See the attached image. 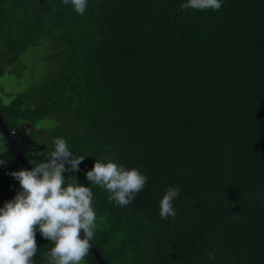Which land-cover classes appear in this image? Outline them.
Wrapping results in <instances>:
<instances>
[{"label":"trees","instance_id":"16d2710c","mask_svg":"<svg viewBox=\"0 0 264 264\" xmlns=\"http://www.w3.org/2000/svg\"><path fill=\"white\" fill-rule=\"evenodd\" d=\"M186 2L88 0L80 15L62 0H0V79L31 48L47 63L38 83L0 91L1 119L31 168L55 138L85 157L63 175L93 192L105 264H264V0ZM0 152L3 207L20 190L9 173L26 168L1 129ZM99 159L148 177L132 204L87 180ZM177 186L176 216L161 219ZM36 243L34 264H48L53 243L39 231ZM81 264L99 262L90 251Z\"/></svg>","mask_w":264,"mask_h":264},{"label":"clouds","instance_id":"9594fccd","mask_svg":"<svg viewBox=\"0 0 264 264\" xmlns=\"http://www.w3.org/2000/svg\"><path fill=\"white\" fill-rule=\"evenodd\" d=\"M71 3L77 14L83 15L88 0H62ZM222 0H187L180 8L188 10H219ZM10 135L12 131L10 130ZM54 148L42 162L29 161L31 170L20 169L9 173L19 182L20 190L14 198L0 207V264H34L37 254L36 233L53 243L44 255L48 264H81L89 254L94 236L96 212L92 207L93 192L89 186L78 183L75 175L65 179L63 173L78 172L83 155H74L63 138L53 140ZM3 153L0 152V157ZM0 158V166L6 164ZM91 185L107 193L108 202L120 207L132 204L144 189L148 177L136 168L103 159L96 160L86 172ZM180 187H169L159 207L161 219L175 218L173 201ZM238 218L237 215H233ZM81 230L84 238H81ZM215 260V253H207Z\"/></svg>","mask_w":264,"mask_h":264},{"label":"rangeland","instance_id":"374dc122","mask_svg":"<svg viewBox=\"0 0 264 264\" xmlns=\"http://www.w3.org/2000/svg\"><path fill=\"white\" fill-rule=\"evenodd\" d=\"M45 55L43 47L31 48L22 53L13 64V69L0 79L3 100L7 101L13 94L21 93L26 87L44 79L47 70V63L43 60Z\"/></svg>","mask_w":264,"mask_h":264},{"label":"water","instance_id":"95a60500","mask_svg":"<svg viewBox=\"0 0 264 264\" xmlns=\"http://www.w3.org/2000/svg\"><path fill=\"white\" fill-rule=\"evenodd\" d=\"M0 129L3 132L4 136L6 137L8 143L10 144V146L13 148V150L15 151L16 155L18 156L19 160L21 161V163L24 165V167L28 170H31V166L28 164V162L26 161V159L22 156L21 152L18 150L16 144L14 143L10 132L8 129H6L1 116H0ZM81 238H84L83 235V231L81 230ZM92 244V242H90ZM90 251L92 252V254L95 256V258L97 259V261L99 262V264H105V261L103 260V258L101 257V255L98 253V251L95 249V247L92 244V247L90 248Z\"/></svg>","mask_w":264,"mask_h":264}]
</instances>
